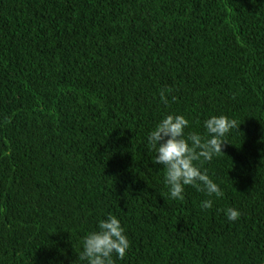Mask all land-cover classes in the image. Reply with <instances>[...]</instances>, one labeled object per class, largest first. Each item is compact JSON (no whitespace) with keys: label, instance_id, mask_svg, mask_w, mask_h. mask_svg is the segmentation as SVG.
Instances as JSON below:
<instances>
[{"label":"trees","instance_id":"1","mask_svg":"<svg viewBox=\"0 0 264 264\" xmlns=\"http://www.w3.org/2000/svg\"><path fill=\"white\" fill-rule=\"evenodd\" d=\"M169 113L237 120L201 165L222 197L169 199L146 140ZM108 214L116 264H264V0H0V264H82Z\"/></svg>","mask_w":264,"mask_h":264},{"label":"clouds","instance_id":"2","mask_svg":"<svg viewBox=\"0 0 264 264\" xmlns=\"http://www.w3.org/2000/svg\"><path fill=\"white\" fill-rule=\"evenodd\" d=\"M168 92V89L160 92V101L165 105L169 104ZM189 126L190 121L183 114L169 113L162 116L146 136L147 146L155 152L153 164L163 167L168 197L183 200L186 186H192L208 197H222V189L201 165L223 154L224 145L229 144L226 137L233 130L237 131L239 124L225 115H211L203 121L206 135L186 132ZM200 207L211 209L213 200H202ZM223 212L229 222H235L241 216L234 207ZM81 245L78 259L82 264H116V260L125 258L130 240L120 219L108 214L97 221L95 230L82 238Z\"/></svg>","mask_w":264,"mask_h":264}]
</instances>
